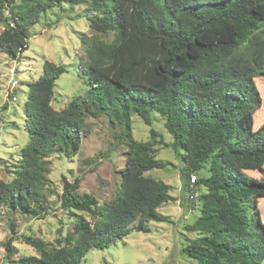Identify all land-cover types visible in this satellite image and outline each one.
Returning a JSON list of instances; mask_svg holds the SVG:
<instances>
[{
  "label": "trees",
  "instance_id": "1",
  "mask_svg": "<svg viewBox=\"0 0 264 264\" xmlns=\"http://www.w3.org/2000/svg\"><path fill=\"white\" fill-rule=\"evenodd\" d=\"M25 1L15 5V0H0V15H8L7 27L0 34V52L17 61L29 49L28 31L43 12L82 0ZM89 1L97 13L89 19L91 29L112 32L114 37L110 42L85 34L80 38L88 84L84 98L72 100L61 110L52 106L56 82L66 69L49 60L43 64L42 75L26 85L30 142L22 150L14 179L0 181V207L10 204L35 216L46 214L47 157L78 152L87 133V116L106 115L125 129L118 138L127 146L121 188L117 199L99 207L94 197L79 193V180L70 183L64 178L62 207L88 212L98 222L93 225L80 217L75 237L69 236L59 248L26 237L25 242L40 256L21 259L19 264H82L89 250L106 249L128 237L139 218L135 230L143 233L150 232L146 222H170L158 213L172 200L170 187L146 175L169 165L154 155L160 135L152 129L151 140L133 139V114L148 126L153 114L165 120L173 148L185 165L184 194L193 197L198 187L207 189L200 197L197 220L186 227L198 236L183 248V254L198 264H263L264 224L255 204L264 198V123L255 128L254 113L262 105L255 80L264 78V0ZM126 3L131 5L129 13L123 9ZM124 25L140 37L159 41L167 54L156 68L159 80L151 86H125L100 72L115 62ZM226 26L232 28L231 41L202 40L209 29ZM207 164L208 176L192 184L191 176ZM11 231L5 250L6 259L14 262L13 224Z\"/></svg>",
  "mask_w": 264,
  "mask_h": 264
},
{
  "label": "rangeland",
  "instance_id": "2",
  "mask_svg": "<svg viewBox=\"0 0 264 264\" xmlns=\"http://www.w3.org/2000/svg\"><path fill=\"white\" fill-rule=\"evenodd\" d=\"M23 2L26 1L15 0V5ZM123 9L129 13L131 5L126 3ZM261 13L264 14V10ZM96 14L89 0H82L77 5L61 4L43 12L40 21L29 29V49L20 61L0 52V181L14 179L22 150L30 142V122L25 110L29 88L26 85L42 75L46 60L66 69L54 88L52 106L55 109L61 110L72 100L86 96V56L80 38L85 34L110 42L114 37L112 32L99 33L91 29L89 19ZM6 17L7 12L0 15V34L7 27ZM232 33L230 26L223 30L209 29L202 40L226 43L231 41ZM166 58L159 41L140 37L130 25L126 28L124 25V38L115 62L100 72L108 78L121 80L125 86L148 87L158 82L156 68ZM255 82L262 92L261 108L254 113V127L258 128L264 123V78H257ZM152 117L153 122L148 126L137 115H131V134L133 139L142 142L151 140L152 129L160 135L155 139L154 155L169 165L146 175L170 187L172 200L158 209V213L168 217L170 222H146L150 232L143 233L135 230L139 218L131 225L132 232L128 237L114 241L109 248L89 250L82 264H198L183 254V248L198 236L186 227L197 220L202 205L200 197L207 189L198 187L192 193L193 197L190 193L184 194L181 175L185 165L181 155L173 148L174 140L165 128V120L158 114ZM85 123L87 133L82 136L76 154L52 153L47 157L50 165L44 187L48 205L46 214L35 216L10 204L0 207V264H19L21 259L40 256L36 248L25 242L26 237L42 240L50 248H59L66 245L69 236L75 237V225L80 217L93 225L98 222L88 212L62 207L64 178L70 183L79 180V193L94 197L99 207L117 199L127 150L126 143L118 138L125 129L116 119L106 115L87 116ZM209 170L207 164L202 172L193 174L197 177L196 183L199 178L207 177ZM247 174L259 177L257 173ZM255 205L264 224V198L257 200ZM12 224L16 227L12 242L16 252L11 257L14 262H9L5 244L12 236Z\"/></svg>",
  "mask_w": 264,
  "mask_h": 264
},
{
  "label": "built area",
  "instance_id": "3",
  "mask_svg": "<svg viewBox=\"0 0 264 264\" xmlns=\"http://www.w3.org/2000/svg\"><path fill=\"white\" fill-rule=\"evenodd\" d=\"M196 180H197V177H196V176H193V177H192V183L195 184V183H196Z\"/></svg>",
  "mask_w": 264,
  "mask_h": 264
},
{
  "label": "water",
  "instance_id": "4",
  "mask_svg": "<svg viewBox=\"0 0 264 264\" xmlns=\"http://www.w3.org/2000/svg\"><path fill=\"white\" fill-rule=\"evenodd\" d=\"M188 194V193H187Z\"/></svg>",
  "mask_w": 264,
  "mask_h": 264
}]
</instances>
